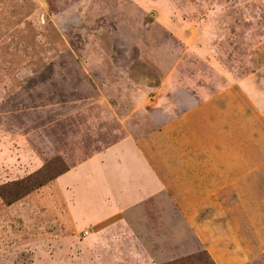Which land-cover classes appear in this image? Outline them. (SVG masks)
I'll return each instance as SVG.
<instances>
[{
	"label": "rangeland",
	"instance_id": "obj_1",
	"mask_svg": "<svg viewBox=\"0 0 264 264\" xmlns=\"http://www.w3.org/2000/svg\"><path fill=\"white\" fill-rule=\"evenodd\" d=\"M248 1L0 0V264H264V180L217 226L209 212L175 206L171 228L146 214L141 229L128 222L97 234L102 227L68 216L90 183L73 175L92 157L154 135L149 117L162 120L163 106L184 111L196 87L232 92L221 76L264 67V17L233 18L264 15L263 2ZM233 34L245 52L229 50ZM253 82L255 99L234 90V115L206 118L183 134L182 149L230 146L264 162V77ZM94 167L99 176L104 164Z\"/></svg>",
	"mask_w": 264,
	"mask_h": 264
},
{
	"label": "crops",
	"instance_id": "obj_2",
	"mask_svg": "<svg viewBox=\"0 0 264 264\" xmlns=\"http://www.w3.org/2000/svg\"><path fill=\"white\" fill-rule=\"evenodd\" d=\"M253 2L260 6L261 2L264 3L263 0L248 1ZM263 17L258 12H244L233 18L260 25ZM233 39L235 34L228 41L230 51L232 48L234 51L247 50L246 44L239 45ZM214 70L217 69L214 67ZM221 77L228 88L238 89L240 95L252 100L256 98L253 79H263L264 67L244 79L235 78L230 73ZM200 81V85L203 84V80ZM187 84L185 81L177 85ZM233 91L207 92L203 87H196L193 94L185 93L189 104L184 111L174 113L171 108L163 106L161 112H156V115H163L162 120H157L155 114V117H149L147 126L157 129L154 135L144 141L123 138L92 157L84 164L83 173L73 175L74 179L85 176L90 183L77 190L80 197L76 205L69 208V219L82 228L102 227L97 234L128 222L141 229L144 223L152 221L146 214L155 215L153 220L159 221L161 228H171V209L175 206L196 216L209 212L212 214L210 221L217 226L221 218L219 214L225 207L229 212L235 210V204H232L235 197H250L252 191L257 190L256 182L264 180V162L237 158L230 146L223 151L214 147L210 153L203 149L185 151L179 141L183 134L195 131L196 125H204L206 118L209 121L219 115L232 117L235 107ZM261 110L264 112V107ZM97 162L104 164L99 176L89 172V169H95ZM72 182L61 177L56 183L65 186Z\"/></svg>",
	"mask_w": 264,
	"mask_h": 264
}]
</instances>
